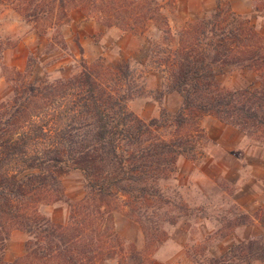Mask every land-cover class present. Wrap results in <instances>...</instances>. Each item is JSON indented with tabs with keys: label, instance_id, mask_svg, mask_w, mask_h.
Instances as JSON below:
<instances>
[{
	"label": "trees",
	"instance_id": "trees-1",
	"mask_svg": "<svg viewBox=\"0 0 264 264\" xmlns=\"http://www.w3.org/2000/svg\"><path fill=\"white\" fill-rule=\"evenodd\" d=\"M20 2V1H19ZM264 11V0H254ZM20 11L38 26L66 22L81 8L105 27L144 31L154 23L169 37L166 17L155 0H21ZM169 39L167 41H169ZM153 62L165 74L164 89L177 92L174 113L161 109L144 120L126 105L128 75L93 65L55 79L29 81L24 72L8 70L11 91L0 101V264L150 263L146 255L166 240V225L187 217L189 206L170 196L163 185L179 156L196 157L205 138L199 120L210 115L256 142L264 137V35L248 17L236 14L227 0H216L205 18L187 22L176 34L175 48ZM234 67L255 75L244 87L221 83L220 70ZM81 173L84 195L70 205L66 224L49 221L39 206L61 200V176ZM139 224L141 251L124 243L115 230L114 212ZM257 218V217H256ZM242 217V224L249 223ZM251 222V221H250ZM13 230L27 236L25 252L12 262L1 252ZM194 264H251L264 260V237L232 244L220 256Z\"/></svg>",
	"mask_w": 264,
	"mask_h": 264
},
{
	"label": "rangeland",
	"instance_id": "rangeland-1",
	"mask_svg": "<svg viewBox=\"0 0 264 264\" xmlns=\"http://www.w3.org/2000/svg\"><path fill=\"white\" fill-rule=\"evenodd\" d=\"M19 1L21 2V0H0V101L12 89V84L5 78L7 72L3 67H7L8 70L15 68L23 73L29 65L30 73L25 76L29 81H37L45 78L68 77L86 66L100 65L111 68L118 78L121 77L120 74L128 75L131 91L128 92L127 108L144 120L158 117L161 109L174 113L181 104V97L177 92L164 93L158 98V94L164 89L165 74L161 73L154 64L153 50L159 55L161 50L167 47L175 48L179 28L187 22L207 17L216 6V0H155L160 6V12L166 17L170 35L173 37L171 40L152 22L146 25L144 31L131 33L117 26L105 27L93 17L86 18L81 8L70 10L66 22L54 24L43 22L36 26L20 12L22 10ZM227 2L236 14L248 17L254 28L264 35V11L255 9L254 0H227ZM218 78L223 85L236 89L251 83L255 75L246 70L226 67L220 70ZM199 126L204 131L200 122ZM243 135L248 143H251L250 145L259 146L257 151L264 153V137L262 141L256 142ZM209 144L210 141L205 133V138L196 147V157L179 156L174 173L163 182L170 196L175 195L177 200L181 199L189 206L190 214L175 224L164 227L167 238L155 251L145 256L147 260H151L148 264L155 262L164 264L160 260L166 261L168 258L170 261L165 264H194L187 257V252L196 259L204 261L207 256L222 255L232 244L251 237H264V207L258 208L253 213L244 211L233 203L229 193H226L227 189L224 187L229 186L230 183L224 178L213 180L211 189L201 196H197L191 189L185 191L183 184L187 186L191 181L189 177L185 178L189 166L181 163L182 167L178 166V159L189 163L198 162L211 147ZM61 183L62 199L39 206V211L49 221L63 225L68 221L70 205L81 199L85 191L78 170H71L62 175ZM243 216L249 218L248 224L241 223ZM255 220L258 223V233H249L246 238L239 240L242 236L239 227L250 225ZM177 223L181 224L176 226ZM114 224L116 232L125 244H134L138 251L143 249L144 237L138 223L116 211ZM201 231L203 234H199ZM169 238L175 244L172 243L171 249L157 260L155 252L169 241ZM26 239L24 232L13 230L1 252L2 259L12 262L23 255ZM176 243L180 247H177ZM217 245H222L220 253L214 252L217 250L213 247ZM182 248V253H177ZM113 259L114 263L118 264V257L106 259L100 264ZM139 261L142 264L145 259ZM251 264H264V260Z\"/></svg>",
	"mask_w": 264,
	"mask_h": 264
},
{
	"label": "crops",
	"instance_id": "crops-1",
	"mask_svg": "<svg viewBox=\"0 0 264 264\" xmlns=\"http://www.w3.org/2000/svg\"><path fill=\"white\" fill-rule=\"evenodd\" d=\"M199 122L210 141L209 146L211 147L198 162L189 163L178 159V166H181L180 163L189 166V171L187 170L185 178L189 177L191 181L187 186L183 184V187L186 188L185 191L191 189L197 196H201V194H205L207 190L211 189L213 180L224 178L230 183L224 189H227L226 193H229L233 203L250 213H253L258 208H263L264 153L257 151L259 146L250 145L251 143H248L247 138L236 128L225 125L210 116H203ZM224 189L222 190L224 191ZM179 224L181 223H177L176 226ZM257 224L255 220L250 225L239 227V232L242 234L239 240L246 238L249 233H258ZM199 234H203V231ZM173 242L169 238V241L155 252V258L158 260L167 250H170ZM176 245L180 247L178 243ZM221 246L213 247L214 250H217L214 252L220 253L222 251ZM182 251L183 248L177 253H182ZM160 261L165 264L170 261V258L166 261ZM114 262V259L107 260L104 264H115Z\"/></svg>",
	"mask_w": 264,
	"mask_h": 264
}]
</instances>
